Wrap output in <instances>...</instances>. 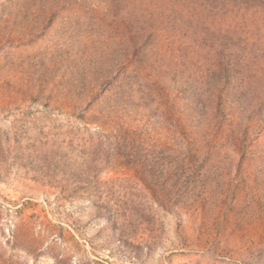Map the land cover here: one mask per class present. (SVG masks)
Here are the masks:
<instances>
[{
    "label": "rangeland",
    "instance_id": "rangeland-1",
    "mask_svg": "<svg viewBox=\"0 0 264 264\" xmlns=\"http://www.w3.org/2000/svg\"><path fill=\"white\" fill-rule=\"evenodd\" d=\"M0 0V264H264V0Z\"/></svg>",
    "mask_w": 264,
    "mask_h": 264
},
{
    "label": "trees",
    "instance_id": "trees-1",
    "mask_svg": "<svg viewBox=\"0 0 264 264\" xmlns=\"http://www.w3.org/2000/svg\"><path fill=\"white\" fill-rule=\"evenodd\" d=\"M255 0H213L211 9L220 13H229L231 15L236 13L248 12L251 8L256 10L254 7Z\"/></svg>",
    "mask_w": 264,
    "mask_h": 264
}]
</instances>
